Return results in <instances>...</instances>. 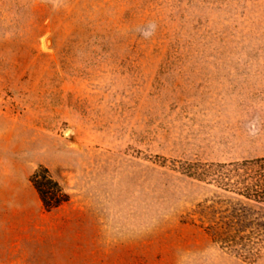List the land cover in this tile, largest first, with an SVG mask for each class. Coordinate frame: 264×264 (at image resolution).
<instances>
[{
  "label": "rangeland",
  "instance_id": "rangeland-1",
  "mask_svg": "<svg viewBox=\"0 0 264 264\" xmlns=\"http://www.w3.org/2000/svg\"><path fill=\"white\" fill-rule=\"evenodd\" d=\"M261 156L264 0H0V264H264L187 174Z\"/></svg>",
  "mask_w": 264,
  "mask_h": 264
},
{
  "label": "trees",
  "instance_id": "trees-1",
  "mask_svg": "<svg viewBox=\"0 0 264 264\" xmlns=\"http://www.w3.org/2000/svg\"><path fill=\"white\" fill-rule=\"evenodd\" d=\"M187 174L191 178L212 184L217 193L227 198L225 203L229 208L225 210L229 211L226 216L228 222H224L225 226L219 223L210 226L214 230L212 237L215 240L222 241L229 234L242 235L241 232L247 227L237 224L242 221L244 214L253 211V217L256 218L258 212L264 210V156L228 163L201 164L200 167L190 168ZM29 181L46 210L54 209L68 200V195L43 166H38L32 172ZM259 219L262 221L264 217ZM250 228L249 230H256L252 232L263 229L257 222Z\"/></svg>",
  "mask_w": 264,
  "mask_h": 264
},
{
  "label": "clouds",
  "instance_id": "clouds-1",
  "mask_svg": "<svg viewBox=\"0 0 264 264\" xmlns=\"http://www.w3.org/2000/svg\"><path fill=\"white\" fill-rule=\"evenodd\" d=\"M145 35H148V33H146Z\"/></svg>",
  "mask_w": 264,
  "mask_h": 264
}]
</instances>
